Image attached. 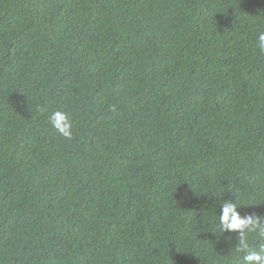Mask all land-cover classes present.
Masks as SVG:
<instances>
[{
	"label": "trees",
	"instance_id": "obj_1",
	"mask_svg": "<svg viewBox=\"0 0 264 264\" xmlns=\"http://www.w3.org/2000/svg\"><path fill=\"white\" fill-rule=\"evenodd\" d=\"M260 32L264 0H0V264L259 250L219 217H264Z\"/></svg>",
	"mask_w": 264,
	"mask_h": 264
},
{
	"label": "clouds",
	"instance_id": "obj_2",
	"mask_svg": "<svg viewBox=\"0 0 264 264\" xmlns=\"http://www.w3.org/2000/svg\"><path fill=\"white\" fill-rule=\"evenodd\" d=\"M256 47L261 54H264V32L258 34ZM52 127L65 139L73 136V122L62 110L51 113L49 117ZM236 202H225L221 206L220 223L223 232L238 233V248L247 250L248 237L250 234H257L264 238V217L255 213L242 215L238 211ZM243 264H264V245L259 250L247 251L243 256Z\"/></svg>",
	"mask_w": 264,
	"mask_h": 264
}]
</instances>
